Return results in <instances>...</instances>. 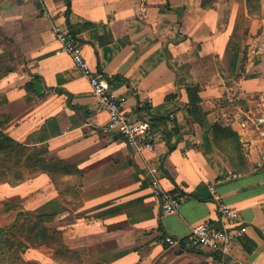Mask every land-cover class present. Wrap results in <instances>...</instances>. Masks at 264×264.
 Segmentation results:
<instances>
[{
	"label": "crops",
	"instance_id": "obj_1",
	"mask_svg": "<svg viewBox=\"0 0 264 264\" xmlns=\"http://www.w3.org/2000/svg\"><path fill=\"white\" fill-rule=\"evenodd\" d=\"M70 3L68 17L66 0H44V16L38 1L0 0V119L12 121L0 132L25 154L54 145L77 171L65 204L70 251L84 264H207L209 251L183 252L165 239L217 219L214 185L245 227L233 260L264 264V27L255 28L264 0L260 14L254 0ZM54 25L70 30L127 112L152 122L153 152L137 154L106 131L108 115ZM191 87L211 124L238 135L240 169L215 144L213 125L189 115ZM150 166L160 167L158 179ZM158 190L182 196L175 213H163ZM53 196L64 201L56 187Z\"/></svg>",
	"mask_w": 264,
	"mask_h": 264
},
{
	"label": "rangeland",
	"instance_id": "obj_2",
	"mask_svg": "<svg viewBox=\"0 0 264 264\" xmlns=\"http://www.w3.org/2000/svg\"><path fill=\"white\" fill-rule=\"evenodd\" d=\"M252 8L255 13L263 12L259 0H254ZM263 27V22L255 23V28ZM195 104L199 118L213 125L215 144L240 169L235 138L229 131L217 134V122L211 124L203 104ZM212 109L217 111V102ZM9 123V119H0L3 128ZM16 124L15 131L22 128L20 122ZM56 150L49 145L25 154L0 132V264H84L70 251L71 218L65 207L79 178ZM54 187L61 191L64 201L53 196Z\"/></svg>",
	"mask_w": 264,
	"mask_h": 264
},
{
	"label": "built area",
	"instance_id": "obj_3",
	"mask_svg": "<svg viewBox=\"0 0 264 264\" xmlns=\"http://www.w3.org/2000/svg\"><path fill=\"white\" fill-rule=\"evenodd\" d=\"M30 1L40 2L42 14L50 15L44 6V0ZM53 31L61 44V50L71 56L77 68L89 81L98 105L107 113L106 131L117 135L137 154L153 152L156 141L152 122L146 119L141 120L125 110L123 103L112 93L110 80L90 68L82 54L79 41L70 30L54 25ZM168 119L173 122V115H169ZM149 173L153 179H158L161 169L159 166H150ZM210 192L218 207L217 219L202 222L185 238L166 237L165 243L168 247L177 248L183 252L209 251L210 261L207 264H241L233 260L236 240L245 232V227L240 222V212L224 201L214 185L210 186ZM157 194L161 200L163 213L173 214L178 210L182 202L181 195L165 190H158Z\"/></svg>",
	"mask_w": 264,
	"mask_h": 264
},
{
	"label": "trees",
	"instance_id": "obj_4",
	"mask_svg": "<svg viewBox=\"0 0 264 264\" xmlns=\"http://www.w3.org/2000/svg\"><path fill=\"white\" fill-rule=\"evenodd\" d=\"M66 3H67V7H68L67 16L69 17L70 16V13H71V3H70V0H66ZM115 79H118V77H116ZM199 92H200V90H199L198 87H191V88L188 89V94H189V99H190V106H189V109H188V113H189V115L191 117H193L195 119V121L199 125H201V126H209V124H207L205 121H202L199 118V115L197 114V112H200V111H197L198 110V107L195 108V105H196L195 103H198V104H201L202 103V100L200 98ZM226 131H229L230 136H232V137L235 138V140L237 142V150L239 152L238 154H239L240 157H242L243 156L242 155V144H241V142L239 140L238 135L236 133H234L230 128H222L220 126H217V134L218 133H221V132L224 133ZM171 150H172V147H171Z\"/></svg>",
	"mask_w": 264,
	"mask_h": 264
},
{
	"label": "water",
	"instance_id": "obj_5",
	"mask_svg": "<svg viewBox=\"0 0 264 264\" xmlns=\"http://www.w3.org/2000/svg\"><path fill=\"white\" fill-rule=\"evenodd\" d=\"M34 86H35V88H36V90H37L38 93L41 94L43 92V90L41 88V84L39 83V81H35L34 82Z\"/></svg>",
	"mask_w": 264,
	"mask_h": 264
}]
</instances>
